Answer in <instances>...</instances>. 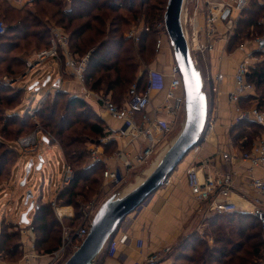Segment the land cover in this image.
Returning <instances> with one entry per match:
<instances>
[{
	"label": "trees",
	"instance_id": "1",
	"mask_svg": "<svg viewBox=\"0 0 264 264\" xmlns=\"http://www.w3.org/2000/svg\"><path fill=\"white\" fill-rule=\"evenodd\" d=\"M150 1L152 0H72L70 9L64 11L63 7L65 0H31L30 2L32 5L35 4L34 6H36V12H33L32 9H27L26 6L20 10H16L9 5L8 0H0L1 15H6L5 17L8 18L12 13L20 15L15 20V24H11L12 26L7 27L6 34L0 36V65L7 63L6 67L3 68L6 74H14L16 68L18 69L24 66L21 58L15 56L9 60L7 57L21 47V44L14 42L15 39H21L22 42H25L26 39L31 37L38 41V45L43 43L42 45H46V48L49 47L51 36L49 34L48 23L45 22L43 18L45 17V13H50L56 17L58 16V23L63 25L65 29H67V32H71L70 49L74 55H78V53L85 55L88 53L87 51L91 46L98 44L96 48L94 47V50H92L93 48L89 49V51L92 50V52H89L90 59L86 73V85L94 92H102L100 87L104 84L105 91L103 94L109 96V94L112 93L115 96L118 90L117 88L124 85H131L132 81L136 78L130 76L134 72V74H136L139 66V64H137V56H140L143 61L151 59L154 56L158 41L156 33L158 34L160 32L159 29L156 31L153 27L154 21L152 19L154 18L152 15L158 11L155 5L148 8L145 12V28H149V31L144 29L140 33L138 55L135 54L131 39L128 38L123 31V27H127L128 25L130 27V23L135 21L137 16L140 15L139 11H135V9L141 6L146 7ZM263 1L254 0L251 2L249 9H247L244 17L238 23L233 42L243 44L245 40H251L262 33L260 20L264 16ZM44 2H46L48 7H53V10L51 11L46 7H39V5ZM96 11H111L114 13L126 11L133 17L129 18L127 15L123 17H113L112 21L110 20V27L106 30L107 25L104 17L94 15L93 13ZM84 19H86V22L81 23L80 21ZM107 19L110 18L108 17ZM149 19H151L153 23H150ZM161 21H163V18ZM162 31H165L164 27ZM85 35L88 36L85 37ZM46 38L47 43H45ZM152 43L154 44L153 47L150 46ZM149 61L151 60L145 62L149 63ZM100 73L106 74H102L96 79V76ZM141 74L140 79L145 80V85L144 89L139 92H143L146 89L149 78L148 72L144 71ZM249 80L255 86L256 95L246 99L241 98L239 101L241 103L240 106L241 108L249 110V106L252 105L249 104V102L253 100V102L256 103L255 106L264 111V61H261L251 68ZM92 81L93 83H91ZM137 86L139 87L140 85L137 84ZM21 90L23 89L20 88V91ZM10 92L13 91L7 86L0 84V105H2L3 108L6 106L8 107L18 98V94L15 92L14 94L17 95L14 97H2V94ZM64 96H66L65 93L58 92L53 102L49 105L45 104V108L42 110L40 109L35 116L44 121L46 119L48 120L46 125L47 129L53 128V131H49L52 132L60 142L67 163L75 173L73 181L59 193L57 204L61 207L72 206L75 210H78L82 206L79 205L80 203L83 202V205L88 204L92 200L91 198L99 193L101 183L100 174L103 173V171L101 173L100 171L104 167L101 163L94 165H87L85 163V160L90 158L88 147H84L88 146L89 137L86 135L87 131L102 138L107 137L109 133L106 132L105 124L102 120L101 125L99 123L90 125V121L97 118L94 114L91 115L86 114L85 111H79L86 109L88 106L85 101L76 97L69 98L67 103H64L67 115L60 117L59 127L57 125L55 126L53 122ZM129 98L119 103V96H115L114 100L116 102H114V100H112V102L122 107ZM2 112H4V110L0 108L1 120L6 118V116L7 118H11L10 115H7V111H5V117H2ZM47 114H50V116ZM13 115L15 116L13 118H16L13 120V124L20 123V133L24 129H28V120L31 119L29 115L26 117L27 119L20 122L17 121L20 118V113H13ZM83 115L84 118L82 117ZM248 130L251 131L249 132ZM3 132L5 135L3 134L2 138L5 140L8 139L7 137H10V134L6 135V129H4ZM263 132L264 129L255 122L240 121L231 129L230 135L235 145L238 146L240 144L239 146L242 150L250 151L256 141H254V139L259 138ZM4 145L5 143L0 140V174H2L5 164L9 163V165H11L13 162H16V159L14 160L16 156L14 152L5 149ZM79 199L81 200L79 201ZM35 210L36 213L33 225L37 236H41V240L37 239L36 242L37 249H41L45 244H49L47 241H50L51 245H48L47 253H51L53 250L58 249V244L60 242L59 232H56V229L60 228L59 222L54 218L51 204L38 203L35 206ZM80 214L81 212L77 211L75 219H68V221L74 224L79 220ZM220 216L222 215L215 216L212 219L210 218V224L215 226L222 218H220ZM229 217L232 223L235 222L236 217L238 218V223L241 225L240 232L238 233L240 238L252 232L247 236V239L254 240L255 243L244 252L243 257H239L238 255L242 252V243L238 242L235 244L225 236L216 237L214 239V246L206 247L197 257H192L190 259L192 264H257L259 261L263 260L264 233L257 218L252 214L242 213H233L230 214ZM247 220H249L250 223H247ZM206 223H208V221ZM13 237L14 239H10L1 233V250L3 248V251L5 249L8 252L9 249L13 251L19 249V234L15 233ZM11 240L13 241L11 242ZM198 240L199 237H192L193 243H197ZM223 243H227V246ZM218 244H220L221 247H217ZM192 245V243H184L182 241L176 248L181 247L183 250L189 247L192 251L196 252L195 247ZM7 246L9 247L7 248ZM229 246H231L230 249H228ZM217 255L219 257H217Z\"/></svg>",
	"mask_w": 264,
	"mask_h": 264
},
{
	"label": "rangeland",
	"instance_id": "2",
	"mask_svg": "<svg viewBox=\"0 0 264 264\" xmlns=\"http://www.w3.org/2000/svg\"><path fill=\"white\" fill-rule=\"evenodd\" d=\"M167 2L168 0H152L146 7L141 6L138 9L136 8L135 11L138 10L140 15L137 16L135 21L130 23V27L129 25L127 27L126 26L123 27V31L126 33V36L129 38L128 35L133 30H136L139 32V30H141L142 28L143 29L141 31L145 29V26H146L145 21H144V17H146L145 12L148 8L152 7L153 5H155L158 8V11H156V13L152 15V17L154 18L152 20L154 21V24H155V25L153 24V27L155 28L156 31L157 29H159L160 31L158 34L156 33V38L158 40L159 38H162V36H165L163 35V32H166V31H162V29L163 27H165L164 26V13L167 7ZM190 3H192V0H187L186 8H185V14L187 15V19H188L187 20L188 30L192 29V24L190 23V19H192L191 13H190L192 6ZM9 5L15 8L16 10H20L21 8H24L26 6L27 9L30 8L32 9L33 12H36V6H34L35 4L32 5L31 2L30 3L21 2L17 4H12V2H9ZM71 5H72V0H65L64 7H63L64 11H67L66 9L71 7ZM39 7H46L51 11L53 10V7H48L46 2L41 3ZM1 14H2V11H0V21L4 22V24L7 27L12 26L11 24H15V20L20 16L17 13H12L8 18V17H5L6 15L3 16ZM93 14L104 17L105 23L107 25L106 30H108V28L110 27V23H111L110 20L112 21L113 17H116V16L123 17L125 15H127L129 18L133 17L132 15H129L126 11H118L117 13H114L111 11H96ZM186 15H184V24H185ZM108 17L110 19H107ZM162 18H163V21H161ZM43 19L45 22L48 23L50 36H51L52 30L59 29L62 31V33H64V35H66L69 38L68 50H69L71 57L76 62L85 58L87 55L90 54L89 52H92V50H94V47L96 48L98 46V44L91 46V48L89 49H92V48L93 49L90 51L88 49L87 51L88 53L85 55H82L81 53H78V55H74L70 49V33L71 32H67L66 31L67 29H65L63 25L58 23L59 17L58 16L56 17L50 13H45V17ZM152 20L149 19V22L153 23ZM80 22L84 23L86 22V19L81 20ZM189 31L191 32V30ZM140 33H139V36H140ZM235 33H236V30L234 32V35ZM87 36L88 35H85V37ZM259 36L262 37L263 36L262 33ZM233 37L231 38V40L229 41V44L227 45V47H229V51H233V52L242 51L241 49H238L241 44L233 42ZM190 38H191V35H190ZM130 39H131L132 45L134 46L135 54L138 55L139 42L135 43L132 38ZM200 41H202L201 38H200ZM14 42L21 44V47L20 49L14 51L11 55L9 54L10 56L8 55L7 57L9 60L15 56L18 58H21L24 66L22 68H18V69L16 68V72L14 74H8V73L6 74L4 73L3 68L6 67L7 63L0 65V84L7 86L8 88L11 89V91H13L10 93L2 94L3 95L2 97H12V96L14 97L18 94V98L13 103H11L8 107L6 106L5 108H3V106L0 105V108L4 110V112H2V117H5L4 116L6 115L5 111H7V115L11 116V118H7L6 116V118H4L3 120L0 119V140L5 143L4 145L5 149L13 151L14 154L16 155L14 158V160L16 159V162L15 163L13 162L11 165H9V163L5 164L4 169L2 170V174H0V224H1L0 236H1V233H3L6 237L10 239H14L13 235L15 233H18L20 240H21V237L23 236L26 238H29L32 241L34 248H38L36 247V242H37V239L41 240V236H37L33 222H31L33 231L31 230L28 231L29 227L24 228L25 224H20L19 215H23L27 213L30 209L31 204L34 202H36L37 204L38 203L45 204V203L52 201L51 202L52 204L57 199V196L59 195L60 191L59 192L57 191L56 186L57 184L59 185L61 183L60 181H62V176L64 173V166L68 165V163H67L65 154L63 152V149L60 145V142L58 141L56 136L52 134V132H50V131H53V128L47 129L46 125L48 123V120L46 119L47 121L46 120L44 121L41 118L36 117L35 115L40 109L42 110L43 108H45V104L49 105L50 103H52L53 100L56 98V95L58 92L65 93L66 96H64L63 99L61 100V106L59 107L58 112L56 113V118L53 122L55 126L56 125L58 126L60 123L59 121L60 117L67 115L65 108H64V103H67L69 98L76 97L84 101L82 96H83V93H85V91H83L81 87L82 84L84 85L87 91L93 92L94 94H103L105 90H104V84H102V86L100 87L102 89L101 90L102 92H94L88 88V86L86 85L87 68L85 72V80L81 84L77 80L73 71L69 69L67 66H65L66 59L62 57L61 53L58 59H54V60L49 59L47 61L42 62L40 65H36L30 70L28 68L27 63H31L33 65L36 64L35 60H37V55L40 52L48 50L51 47V40H50V45L48 48H46V45H42L43 43L38 45L39 44L38 41L34 40L31 37L26 39L25 42H22L21 39H17V40L15 39ZM45 43H47V38L45 40ZM153 45L154 44L152 43L150 46L153 47ZM259 49H260V46L257 45L254 41H248V44H246L244 50L250 51L249 54H252L254 51H258ZM160 53H161V50L157 52L156 47H155L153 58L148 59V60H151L152 62L153 60L156 59V57ZM169 53L171 56L172 63L173 61L175 63L173 49L171 50L169 49ZM148 60L143 61L142 58H140V56H137V64H139V66L137 68L136 74H134L135 73L134 72L130 76V77L133 76V78L135 77L136 78L132 81L131 85H124V86H120L119 88H117L118 90L115 96H119L120 98L119 103L127 100L131 96L132 89L134 86H136V93H141L139 91L140 90L142 91L144 89L145 80H142L140 78L142 75L141 71L142 69L144 70L143 64H148L145 62ZM261 61H264V57L258 56L256 61L253 60V62L256 64L260 63ZM197 67L200 71L203 72L204 79L206 80L207 73L205 72L202 65L200 66V64L198 63ZM102 74L104 75L106 73L98 74L96 76V79L98 78V76ZM47 76L54 77V80L59 78L60 85L54 87L55 82L54 80H52L50 83L44 86L45 78ZM71 81L80 87L81 91L79 93L80 94L79 97L73 96L61 89L62 83L67 82L70 84ZM37 83L39 84L38 87H36ZM91 83H93V81ZM137 84L140 86L138 87ZM20 88H22L23 90L20 91ZM204 88H205L207 97L209 98L210 96L209 86L205 85ZM14 92L17 94H14ZM115 96L112 93L109 94V97L111 98V100H114ZM114 102L116 101L114 100ZM86 105L88 106V107L86 106L87 107L86 109L79 110V111H85L86 114H91V115L94 114L95 117L99 119V120L95 118L92 119L90 121V125H95L96 123H99L101 125L102 118L100 119V117L94 112V110L90 108L88 104ZM17 112L20 113V118L17 120L19 122L27 119L26 117L28 115L29 117H31V119L28 120L29 122L28 129H24L21 133L19 132L21 129L20 123L13 124V120L16 119V118H13L15 117L13 113H17ZM47 115L50 116V114H47ZM82 117L84 118V115ZM181 121L183 122V119ZM212 124L215 125V122L213 121L211 117V112L209 114V108H208V120H207V124L205 128V133L199 145H197V147L202 146V144L207 140V137L213 131L211 128L213 126ZM181 128H182V125H180L178 129L176 130L174 129V131L171 132L172 134L169 133L167 135H159L160 145L157 147L158 148L157 153L153 155L150 159H148L145 162L146 164L144 163L143 165L139 167H135V169H131L132 171L127 172V173L125 172L126 170L122 168L123 166L115 165V167L113 168H118L121 172V177L119 181L117 182L104 179V171L107 169V167L106 165L103 164L104 167L100 171V173L102 171L103 173L100 174L101 183H100L99 193L95 195L94 197H92L91 198L92 200L86 205H83V202L81 201L82 203H80L79 205H82V206L78 210H75L73 207L75 211L74 212L75 217H76L77 211L81 212L79 220L75 222L74 224L68 221L67 217L60 218L55 213V206L57 205V200H56L55 206L51 205L53 208L54 218L59 222V225H60L59 226L60 228L56 229V232L57 233L59 232L58 235L60 237V242L58 244V249L53 250V252L50 253L52 254L50 256L55 257V255L60 251V249L64 246V244L67 245L66 251L62 253L58 261L54 260V264H64L66 260H68L69 257L76 251L75 250L77 248L76 246L78 245L80 246L81 241L80 243L73 241L74 245L71 242L72 240H74L76 236L75 231L79 230L82 224H84L83 218H82V210L93 202L95 203L96 208H98L99 205L101 206L111 196L128 192V190L132 186L138 184L139 183L138 179L140 177L145 178V173L151 170V167L153 166L155 161H157V159L161 157L163 152L171 146L172 142L180 134ZM4 129H6V133H7L6 135L10 134V137H7L8 139L6 140L2 138V135L3 134L5 135V133L3 132ZM248 131L250 132L251 130H248ZM86 135L87 137H89L88 144H87L88 146H84V147H88L90 152H91L90 149L94 148L95 146L96 147L102 146L103 142L105 141L109 142L108 144L109 147H111V145H114L113 148L109 150L107 153L113 152L117 147V145H115L116 142L114 140L110 141L109 139H105L97 135H93L92 133L88 131ZM42 136L49 140L48 145L42 143L41 141ZM32 138L34 139L33 143L34 144L36 143L35 147L37 148L34 149L33 151H27L26 143L30 141ZM230 138H231V135H230ZM230 140L232 141V138ZM255 140L257 139L255 138L254 141ZM197 147H195L193 150H195ZM85 161L87 165H94L92 158H91V153H90V158H88ZM26 163H29V166L31 164L32 165L31 168H29V166L26 167ZM40 164H42V167H41V170L39 171L37 170V168L40 166ZM169 178H168V181H169ZM28 192H31L34 197L33 199L30 200L28 205H25ZM80 200L81 199H79V201ZM35 213H36V210L35 211L33 210L28 214L29 221L34 220ZM218 215L219 214H214V213L210 214V216L206 218V220H203L204 228L201 231L194 230V232L191 235H189V237L183 240L184 243H192L193 244L192 246L195 247L196 252L192 251V249L189 247L183 250L181 247L180 248L175 247V249L172 250V253H171V250L169 249L168 254L171 253L172 264H192L190 259L192 257H197L198 254L201 253L206 247L214 246L215 245L214 239L220 236H225L227 239H229L231 242L233 241L235 244L238 242L242 243L243 244L242 252H240L238 256L239 257L244 256V252L248 250L253 243H255L254 240L247 239V236H249V234L252 232H249V234L247 233L245 234L244 237L240 238L238 234L240 232V227H241V225L238 223L239 220L236 217L235 222L232 223V220H230V217H229L230 214H222V216H220V218L221 217L222 218L216 223L215 226H212V224H210L209 222L211 221L210 218L212 219ZM3 221L5 223H3ZM207 221L208 223H206ZM247 223H250L249 220H247ZM67 236H68L69 241L68 239H66ZM193 236L199 237V240L197 243L192 242ZM12 241L13 240H11V242ZM47 242H49V244L47 243L41 249L40 248L39 250L37 249L40 253L42 252V254H44L45 256L49 254L47 253L48 245L49 246L51 245L50 241H47ZM223 244L224 245L226 244L227 246V243H223ZM8 247L9 246H7V248ZM217 247H221V245L218 244ZM230 247L231 246H229L228 249H230ZM4 251L6 250L4 249ZM217 257L219 256L217 255ZM148 263L150 262L148 261ZM262 263H264V258L262 261H259L257 264H262Z\"/></svg>",
	"mask_w": 264,
	"mask_h": 264
},
{
	"label": "crops",
	"instance_id": "3",
	"mask_svg": "<svg viewBox=\"0 0 264 264\" xmlns=\"http://www.w3.org/2000/svg\"><path fill=\"white\" fill-rule=\"evenodd\" d=\"M24 3H28V1L25 0ZM12 4H17V2L13 1ZM190 4L192 6L190 12L192 19H190V21H192V23L194 21V24L202 27L204 24V14L201 7H197V0H192V3ZM186 18L187 15L185 17L184 24L185 31H188V33L191 34L193 28L189 29L191 32L188 30V21ZM218 28L220 32L224 31L223 25H218ZM162 39L163 45L161 53L152 62L150 61L148 64H143L144 70L142 69L141 72L147 71L148 73L153 72L156 75H161L164 77V83L166 86L164 89L156 88L152 90L151 105L144 114L152 120L156 118H163L164 120L171 122V132L174 131V129H178L180 125H182V131L186 120L185 108L184 110H181L176 119H173L166 114H162L160 117L159 113H157V111L166 104V87L170 84L171 70L173 65L176 64L174 61L172 63L171 60L169 49L171 50L172 48L169 45V39L167 38L166 33L165 36H162ZM248 41L245 43L248 44ZM227 45L228 44H226L225 41L218 40L215 45V50L212 53L204 55L199 52L194 53L197 64L199 63L200 66L202 65L207 73V78L205 80L203 72L201 71L204 85L209 86L210 89L208 108L209 114L211 112V117L215 122L213 131L207 137V140L202 144V146L197 147L189 153V155H187V157L171 174L169 181L164 183V185L151 197L146 205L141 210L130 215L128 224L130 225L129 235L132 240L131 244L129 246L118 245L114 254L111 255L109 253V241L103 252L98 256L95 264H172V250H174L175 247H177V245L184 239L189 237L194 230L201 231L204 228L203 220H206L210 214H217L212 206V201L219 196L215 194L209 202H197L194 199L188 185V170L191 167L199 166L206 159L211 158L212 164L210 170L213 174L220 176L228 174L232 176L234 185L229 201L238 207V211L234 213L253 215L256 199L261 201L262 207L264 208V196L258 195L250 186V180L252 177L264 178V168L249 170V165L247 163L237 162L235 164H231L223 160L218 154L220 151L231 155L249 152L242 150L239 146L240 144L237 146L230 140V132L234 125L237 124L236 121L240 110H247L246 108H241L240 102L236 103L232 101L231 95L235 89L234 77L239 64L243 60L250 58V63L254 67L256 63H254L253 60L256 61L258 56L264 57V48H261L260 46L262 50L254 51L252 54H249L250 51L244 50L245 47L241 49L242 51L233 52L229 51V47H227ZM217 75L220 76L219 81H216ZM49 77L50 82L54 80V77L47 76L45 81L48 80ZM58 81L59 78L54 80L56 83ZM214 88H218V91L214 92ZM61 89L73 96H80V87L72 81L70 84L67 82L62 83ZM181 93L182 92L179 90L177 95L180 96ZM255 95L256 90L252 93V95H248L242 99ZM84 101L94 110L100 119L102 118L104 121L105 130L109 133L105 139H109L110 141L114 140L116 142L115 145H117L116 149L111 153L107 152L111 150L114 145L109 147V142L106 141L103 142L102 146H95L96 148L94 147L90 150L97 151L98 158L100 159L99 163L106 165L107 168H113L116 165L113 160V156L120 150V145L122 146L123 140L121 139V133L124 125L122 122L116 121L110 117V115L103 110L95 99H92L91 101L84 99ZM249 104H252L249 106L250 109L256 105L253 100L252 102H249ZM182 119L183 122L181 121ZM136 120L137 123L140 124L142 121V115H137ZM258 139H264V132L259 138H257V140ZM41 141L46 145L49 144V140L43 136ZM142 150L143 143L141 141H134L128 144L125 152L129 159L133 162L137 156L141 155ZM165 152L166 150L163 152L161 157L157 159V161L159 159L161 160ZM157 161H155V163H157ZM135 167H138V165L136 164L131 168H122H124L127 173L132 171L131 169H135ZM219 199H221V197H219ZM51 202L52 201L45 204H51ZM36 205L37 203L35 202V206ZM74 212L75 211L72 206L61 207L58 206V204L55 206V213L60 218L67 217V219L74 220ZM21 219L22 215H19L20 224H22ZM31 222L33 221H30L29 223ZM3 223L5 222L3 221ZM167 249H170L171 253L168 254V252H166ZM156 254H159L161 259L155 263H148V259ZM50 255L52 254L49 253L45 256L42 252L40 253L37 248H34L32 241L23 236L19 241V249L17 251L9 249L7 252L3 251V248L2 250L0 248V264H54V259Z\"/></svg>",
	"mask_w": 264,
	"mask_h": 264
},
{
	"label": "built area",
	"instance_id": "4",
	"mask_svg": "<svg viewBox=\"0 0 264 264\" xmlns=\"http://www.w3.org/2000/svg\"><path fill=\"white\" fill-rule=\"evenodd\" d=\"M17 3L24 2L25 0H8ZM30 2L31 0H27ZM253 0H197V7L200 6L204 14V24L202 27L192 23L193 31L191 34L185 31L187 39L189 40V46L191 53L193 54V59L197 65L195 52L201 54L212 53L215 50V45L218 40H223L226 44L234 35V32L238 26L240 19L243 17L244 13L249 8ZM70 7L66 10H69ZM186 20H188L186 18ZM262 37L257 36L252 38L250 41H254L257 45L261 46L264 40V16L260 21ZM218 25L224 26V31L219 30ZM143 29V28H142ZM141 29V30H142ZM133 30L128 36L132 38L135 43L139 42L140 31ZM149 31V28H145ZM165 30V27H164ZM7 32V26L4 22L0 21V36L5 35ZM166 32H163L165 35ZM191 35V38H190ZM200 38L202 41H200ZM69 38L62 33L59 29H54L51 32V47L48 50L42 51L37 55L36 64L27 63L28 68L31 70L36 65H40L42 62L49 59H58L61 53L62 57L66 59L65 66L71 69L76 76L77 80L82 84L85 80V72L89 63L90 54L87 55L80 61H75L68 50ZM163 39L159 38L156 45V51L162 50ZM246 43L240 45V49H243ZM262 50L261 48L258 50ZM253 65L250 63V58L243 60L235 73L234 84L235 89L231 95V100L234 102H239L241 98L252 95L255 91V86L250 82V71ZM171 81L169 86L166 87V104L157 111L160 117L162 114L176 119L181 110L185 108V93L182 77L179 73V69L176 64L173 65L171 70ZM220 80V76L217 75L216 81ZM60 81L55 82V86H59ZM164 77L161 75H156L153 72H149L148 84L146 89L141 93H136V86L132 89V94L129 100L122 107L115 105L109 96L103 94H94L93 92L87 91L84 85L81 87L85 93H83V99L92 100L95 99L96 102L103 108V110L110 115L114 120L123 123L124 128L122 131V146L120 145V150L113 156L117 166H123L126 168H131L134 165L138 167L143 165L148 159L157 153L158 146L160 145L159 135H167L172 130V123L164 120L163 118L150 119L144 113L151 105V92L156 88H165ZM181 91V95H177L178 91ZM218 88H214V92H217ZM85 95V96H84ZM142 115L141 123H137L136 116ZM240 121H252L261 126L264 129V111L260 110L258 107H253L249 110H240L238 119L236 123ZM211 127L214 129V124ZM33 138L26 143L27 151H33L36 143H33ZM134 141H141L143 143V150L140 156H137L135 161H131L125 152L126 147L129 143ZM33 143V144H32ZM91 158L93 163H99L97 151H91ZM223 160L228 163L235 164L237 162H244L249 165V170L256 168H264V139H258L252 149L249 152H244L241 154L231 155L220 151L218 153ZM211 158L203 161L199 166L191 167L187 172V180L190 191L197 202H209L212 200L213 196L221 197V199L216 198L212 201V206L216 213L219 215L229 214L238 211V207L229 201L234 181L231 175H216L211 172ZM29 163H26V167ZM75 173L73 169L66 165L64 166V173L62 176L61 183L57 186V191L61 192L64 187L68 186L74 179ZM121 177V172L118 168H107L104 171V179L113 182L119 181ZM168 182V180H167ZM166 182V183H167ZM251 188L261 196H264V178L252 177L250 180ZM57 200V199H56ZM56 200L52 203L53 206L56 205ZM144 204L142 208L145 206ZM100 206V205H99ZM98 206V208H99ZM255 209L253 215L259 221L262 231L264 232V208L262 207L261 201L256 199ZM95 203H91L86 208L82 210V218L84 224L79 230L75 231V238L72 240L81 243L85 240L90 232L93 219L98 211ZM135 213V212H134ZM133 214V213H132ZM130 215L122 222L115 236L110 240L109 243V253L114 254L118 245L129 246L132 242L129 235L130 225L128 224V219ZM28 231H33L32 223L25 225L24 228H28ZM68 239V236L67 238ZM69 241V239H68ZM80 243V245H81ZM74 245V244H73ZM77 250L80 246H76ZM67 249V245L60 249V251L53 257L54 260L58 261L63 252ZM166 252H169L167 249ZM161 259L159 254H156L148 259L150 263H155Z\"/></svg>",
	"mask_w": 264,
	"mask_h": 264
},
{
	"label": "water",
	"instance_id": "5",
	"mask_svg": "<svg viewBox=\"0 0 264 264\" xmlns=\"http://www.w3.org/2000/svg\"><path fill=\"white\" fill-rule=\"evenodd\" d=\"M186 2L187 0H168L164 13L165 31L184 86L185 125L154 170L141 183L128 192L111 196L100 206L89 234L64 264H95L122 222L132 213L142 209L201 141L208 120V97L204 91L202 73L193 59L185 34L183 15ZM261 48H264V40ZM49 82L50 77L44 82V86ZM31 166L30 164L29 168ZM41 167L42 164L37 170L40 171ZM33 197V194L28 192L25 205H28ZM33 210L35 211V202L31 204L29 211L22 215V224H29L28 214Z\"/></svg>",
	"mask_w": 264,
	"mask_h": 264
},
{
	"label": "bare ground",
	"instance_id": "6",
	"mask_svg": "<svg viewBox=\"0 0 264 264\" xmlns=\"http://www.w3.org/2000/svg\"><path fill=\"white\" fill-rule=\"evenodd\" d=\"M183 21H184V18H183ZM187 37V36H186ZM188 38V37H187ZM188 42H189V40H188ZM204 133H205V130H204ZM204 133H203V135H204ZM203 137V136H202ZM202 139V138H201ZM167 151V150H166ZM159 161H160V159L157 161V163H155L152 167H151V170H149L147 173H145V177L151 172V171H153L154 170V168L157 166V164L159 163ZM144 180V178H142V177H140L139 179H138V182L139 183H141L142 181ZM135 187V185L134 186H132L129 190H131V189H133ZM128 190V191H129Z\"/></svg>",
	"mask_w": 264,
	"mask_h": 264
}]
</instances>
